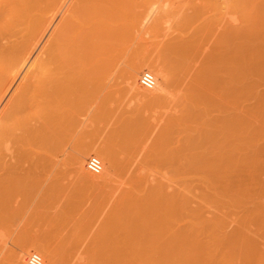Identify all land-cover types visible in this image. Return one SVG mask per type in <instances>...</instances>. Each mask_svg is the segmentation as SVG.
Instances as JSON below:
<instances>
[{
  "label": "rangeland",
  "instance_id": "rangeland-1",
  "mask_svg": "<svg viewBox=\"0 0 264 264\" xmlns=\"http://www.w3.org/2000/svg\"><path fill=\"white\" fill-rule=\"evenodd\" d=\"M131 6L111 20L79 17V25L99 24L92 33H107L108 52L85 66L99 64L96 81L85 85L82 74L56 98L48 138L38 121L39 166L12 185L0 212V264H14L21 247V264L32 251L46 264H264V0ZM149 60L167 79L153 94L125 88L124 70ZM189 75L198 79L201 109L182 116L171 111ZM83 144L111 150L119 169L134 160L149 178L173 182L177 215L139 225L118 203L111 175L92 183L68 168ZM84 172L92 174L85 164ZM173 236L176 254L146 255L157 242L166 254Z\"/></svg>",
  "mask_w": 264,
  "mask_h": 264
},
{
  "label": "bare ground",
  "instance_id": "bare-ground-1",
  "mask_svg": "<svg viewBox=\"0 0 264 264\" xmlns=\"http://www.w3.org/2000/svg\"><path fill=\"white\" fill-rule=\"evenodd\" d=\"M132 3L138 5V0H0V212L4 208L6 193L12 185L22 174L27 176L25 178H30L33 170L39 166L41 153L35 146V143L39 141L36 137L38 121L43 126V132L40 129L41 135L44 133L41 140L48 138L50 127H52L53 112L57 108H54L56 98H60L62 94L66 96L67 91L72 88L71 84L82 74L85 85L93 80L96 81L98 77L100 67H98L99 64L97 66V62L89 69L85 66L88 67L90 62H93V58L95 60V57L99 56L98 52L105 50L104 43L107 41L102 35L106 37L107 33H92L99 24L95 21V28L90 26L89 22V24L83 22L82 18L89 16L91 20L93 17L91 20L93 21L95 18L93 14L98 17H109L107 20L111 17L115 18L127 11V8L130 9ZM134 4L131 7H134L136 11L139 8H136ZM80 16L82 17L80 23H84L83 25L78 24ZM103 23L105 24L104 21ZM114 34L112 33L113 36ZM106 49L104 54L100 53V55L108 52V46ZM96 60L100 62L99 58ZM142 68L151 70L156 79L154 88L149 92L140 89L137 85L138 73ZM167 75L164 67L161 65L158 67L153 60H149L147 64L136 62L132 66L129 65L123 72L124 87L134 88L141 94H153L161 82L167 79ZM191 77L189 75L187 80L180 78L182 86L177 97L174 94L176 100L174 110L169 109L171 112L174 113L177 110L182 116H191L196 113V110L201 109L199 107L201 99L198 98L197 93L196 81L198 79H191ZM79 82L78 86L82 85ZM58 107L62 109L61 106ZM38 127L40 128L41 125ZM38 136L40 138L39 134ZM92 146L83 144L81 149L69 155L67 166L71 172L85 175L86 179L92 183L105 180L111 175L114 179L112 186L116 193L115 196L119 199L118 203L126 211H130L131 216H129L137 219L139 222L137 223L142 227L153 221L156 222L157 219L163 220L166 215L167 219L177 215L178 195L176 186L172 185L173 182L170 183L161 176L154 175L153 177L155 173L151 174L152 178H149L150 176L148 177L145 171L143 173L140 164L134 160L125 161L119 169L111 150H104L103 147L97 145L94 146L95 148ZM93 153L100 158L102 170L98 174H86L84 172L85 159ZM152 180H155L154 183ZM120 228L116 225L117 231ZM125 229L126 227L122 230ZM127 235L129 237L126 233V237ZM130 237L128 240L132 245L135 239L132 240ZM172 239L173 241L168 237L165 239L164 243H169L166 254L162 252L160 243L157 242L150 244V249L144 247L147 250L146 255L173 256L172 254H176L178 250L179 243L175 236ZM230 239L234 240L232 233ZM140 240L144 241L142 238ZM126 242L127 238L124 244L128 243ZM135 242L134 245L137 246ZM24 245L38 246L28 243ZM134 245L132 246L135 247ZM136 249L137 247L134 251ZM140 251L138 249L135 253L141 254L145 250ZM122 253L125 257L128 254L126 251ZM24 256L22 247L15 251L14 264H21ZM41 263L46 264L47 259Z\"/></svg>",
  "mask_w": 264,
  "mask_h": 264
},
{
  "label": "built area",
  "instance_id": "built-area-1",
  "mask_svg": "<svg viewBox=\"0 0 264 264\" xmlns=\"http://www.w3.org/2000/svg\"><path fill=\"white\" fill-rule=\"evenodd\" d=\"M138 83L145 89H152L155 86L156 79L150 70L144 69L139 74ZM85 168L89 173L98 174L102 170V162L98 156L91 154L85 161ZM41 262V255L38 252L32 251L27 257L28 264H41Z\"/></svg>",
  "mask_w": 264,
  "mask_h": 264
}]
</instances>
